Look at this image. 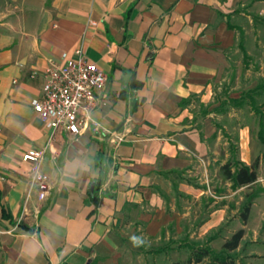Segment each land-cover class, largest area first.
<instances>
[{
	"label": "crops",
	"instance_id": "crops-1",
	"mask_svg": "<svg viewBox=\"0 0 264 264\" xmlns=\"http://www.w3.org/2000/svg\"><path fill=\"white\" fill-rule=\"evenodd\" d=\"M239 6L246 22L264 18V0H0V186L17 223L32 229L15 226L6 264H92L99 256L113 264L109 254L121 245L113 228L127 204L155 171L207 150L183 123V103L229 66L239 36L228 17ZM79 47L107 86L80 134L52 132L31 101L47 65ZM241 139V162L251 166L264 143L246 131ZM31 147L46 151L44 198L33 189L27 198L22 155Z\"/></svg>",
	"mask_w": 264,
	"mask_h": 264
},
{
	"label": "rangeland",
	"instance_id": "rangeland-1",
	"mask_svg": "<svg viewBox=\"0 0 264 264\" xmlns=\"http://www.w3.org/2000/svg\"><path fill=\"white\" fill-rule=\"evenodd\" d=\"M235 13L228 21L239 39L228 55L229 66L207 90L183 103V123L200 134L207 150L203 155H180V166L155 171L146 192L127 204L113 228L121 240L109 254L113 264H189L192 252L187 246L219 253L240 229L243 241L231 254L236 264H264V151L258 155L254 184L235 187L222 171L229 160H246L241 151L245 131L258 140L261 116L252 105L264 113V18L253 15L252 23L244 21L249 13L241 6ZM233 98H243L245 104L236 107ZM3 188L2 203L9 208ZM251 198L259 208L244 223L241 213ZM14 222L20 219L14 216ZM15 226L2 219L0 207V264H6ZM132 233L148 244L133 247L128 239ZM106 258L99 256L92 264H105Z\"/></svg>",
	"mask_w": 264,
	"mask_h": 264
},
{
	"label": "built area",
	"instance_id": "built-area-1",
	"mask_svg": "<svg viewBox=\"0 0 264 264\" xmlns=\"http://www.w3.org/2000/svg\"><path fill=\"white\" fill-rule=\"evenodd\" d=\"M44 84L31 106L45 127L52 132L78 135L92 121V111L98 105L99 95L107 86L106 73L90 62L85 50L79 47L74 56L62 55L60 64L51 62L43 71ZM45 149L31 147L22 155L30 167V190H37L44 198L50 190L49 177L41 170Z\"/></svg>",
	"mask_w": 264,
	"mask_h": 264
},
{
	"label": "trees",
	"instance_id": "trees-1",
	"mask_svg": "<svg viewBox=\"0 0 264 264\" xmlns=\"http://www.w3.org/2000/svg\"><path fill=\"white\" fill-rule=\"evenodd\" d=\"M230 102L236 106V107H242L245 104V101L243 98L238 99H230ZM252 108H255V111L260 114L261 120H260V126L261 131L259 132V140L264 143V113L257 109L254 105H252ZM103 160L101 157L97 159V164L100 168H102ZM257 169H258V160L255 161L251 166L245 165L241 161H227L222 166V171L226 177L227 180H229L235 187H243L247 185L254 184L257 179ZM95 187L93 190H90L91 195H93L96 200H98V188L100 187L101 183L100 180L94 183ZM4 198V192L0 189V207H1V217L3 220L9 221L12 225H18L20 228L32 231L28 226L24 225L23 223H15L14 222V216L10 210V208L6 207L2 200ZM3 204V205H2ZM253 204V198L249 199L247 204L244 206L243 211L241 213L242 220L244 223H246L249 219V214L251 211V206ZM245 232L243 229H240L235 234L232 235V237L227 240L222 247L221 252L215 253L212 251L210 247H204L199 248L192 246H187L191 252L192 255L189 258L188 263L189 264H236V261L233 259L231 254L235 252L241 245V242L243 241ZM207 260V261H206ZM206 261V262H205ZM180 264V263H176Z\"/></svg>",
	"mask_w": 264,
	"mask_h": 264
},
{
	"label": "clouds",
	"instance_id": "clouds-1",
	"mask_svg": "<svg viewBox=\"0 0 264 264\" xmlns=\"http://www.w3.org/2000/svg\"><path fill=\"white\" fill-rule=\"evenodd\" d=\"M82 170L87 171V167L84 166ZM128 239L133 247H141L148 244V241L143 236L136 235L135 233L129 235Z\"/></svg>",
	"mask_w": 264,
	"mask_h": 264
},
{
	"label": "water",
	"instance_id": "water-1",
	"mask_svg": "<svg viewBox=\"0 0 264 264\" xmlns=\"http://www.w3.org/2000/svg\"><path fill=\"white\" fill-rule=\"evenodd\" d=\"M94 187H95V185H94V184H92L91 190H93V189H94Z\"/></svg>",
	"mask_w": 264,
	"mask_h": 264
}]
</instances>
